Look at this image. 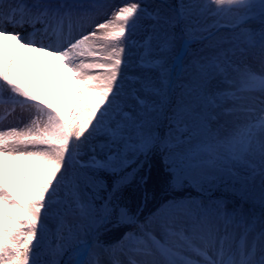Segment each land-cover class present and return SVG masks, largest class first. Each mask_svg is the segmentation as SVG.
<instances>
[{
    "label": "snow or ice",
    "instance_id": "snow-or-ice-1",
    "mask_svg": "<svg viewBox=\"0 0 264 264\" xmlns=\"http://www.w3.org/2000/svg\"><path fill=\"white\" fill-rule=\"evenodd\" d=\"M22 51L59 61L70 103ZM154 159L145 213L124 191ZM0 264H264V0H0Z\"/></svg>",
    "mask_w": 264,
    "mask_h": 264
},
{
    "label": "bare ground",
    "instance_id": "bare-ground-1",
    "mask_svg": "<svg viewBox=\"0 0 264 264\" xmlns=\"http://www.w3.org/2000/svg\"><path fill=\"white\" fill-rule=\"evenodd\" d=\"M112 2H114L112 0ZM8 51L11 50V43L9 42L7 45ZM7 55V51H6ZM21 57V65L24 74V78L27 81L30 75L35 70L36 76V88L42 90V94L46 100H53L54 104H63L65 100L71 102V97L74 96V93L71 92L72 82L70 79L71 74L67 72L60 73L58 70L59 61H57L54 57L45 56L43 54L38 53H30L26 51H22L20 54ZM254 70L259 74V65H253ZM59 75L60 79L56 80V76ZM55 85L53 94L49 97V88ZM4 124L12 123V118L3 121ZM12 166L15 167L16 172L19 174L23 170L16 164V162H11ZM3 180L9 184L10 186H15V192L20 195V192L17 188L16 181L12 177V175L8 172L7 167L3 168ZM5 183V185H7ZM8 186V185H7ZM13 189V192H14ZM247 207V205H246ZM231 209V208H229Z\"/></svg>",
    "mask_w": 264,
    "mask_h": 264
},
{
    "label": "trees",
    "instance_id": "trees-1",
    "mask_svg": "<svg viewBox=\"0 0 264 264\" xmlns=\"http://www.w3.org/2000/svg\"><path fill=\"white\" fill-rule=\"evenodd\" d=\"M152 171L150 174V179L147 185L138 186L136 183H133L131 186L127 187L124 191V196L128 199L130 205L134 208L137 204H139L143 200V194L146 191L148 193V201L145 205V209L148 206L154 205L158 203L160 200L165 199L167 197V193L163 190V172L162 166L158 160H153L152 162ZM147 165L145 169L142 170L141 175L146 174ZM218 193V191L216 192ZM111 238H118L116 235H112L106 237V239L110 240ZM40 252L41 260H50L52 256L50 255V249L47 248L46 243L42 245Z\"/></svg>",
    "mask_w": 264,
    "mask_h": 264
},
{
    "label": "rangeland",
    "instance_id": "rangeland-1",
    "mask_svg": "<svg viewBox=\"0 0 264 264\" xmlns=\"http://www.w3.org/2000/svg\"><path fill=\"white\" fill-rule=\"evenodd\" d=\"M114 2H123V0H113ZM157 2L158 3H163V2H166V3H169V4H173V5H178L179 3H180V0H157ZM184 2L185 3H188L189 2V0H184ZM177 31H178V29H177ZM222 35H224L225 33H221ZM145 37H144V34H143V32H141V33H139L138 35H137V37H136V39H138V40H143ZM202 45L200 44V43H193L191 46H190V48H189V53H188V56L186 57V59H185V65L187 66V65H189L190 64V62H191V59L193 58V54L201 47ZM51 102L53 103V100H51ZM213 128H215V124H213ZM4 183H6L5 181H4ZM7 185H5L7 188H8V190L13 194V196H16L17 198H19V194H17L16 192H15V189H14V185L13 186H10L9 187V184L8 183H6ZM17 184V183H16ZM13 189H14V192H13ZM193 195H195V194H193ZM221 195H224L223 193H221V192H219V193H214V196H217V197H219V196H221ZM166 199V198H165ZM165 199H162L159 203H157L156 205H154L153 207H152V210H155V208L160 204V203H162V202H164V200ZM228 199L230 200V201H235L236 203H238L239 201L238 200H236V198L235 197H232V196H228ZM234 205H233V203H229L228 204V207L229 208H232ZM152 210H150V211H152ZM257 210H258V208H257ZM54 225H52V224H50L49 225V228H50V230H52V231H54ZM56 238L54 237V236H50L46 241H45V243H46V246H47V248H49L50 250L52 249V248H54L55 247V244H56Z\"/></svg>",
    "mask_w": 264,
    "mask_h": 264
}]
</instances>
